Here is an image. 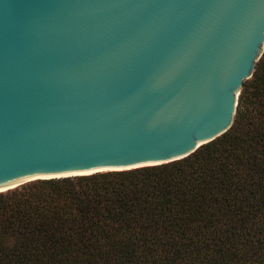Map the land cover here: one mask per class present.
I'll return each mask as SVG.
<instances>
[{"label": "water", "instance_id": "water-1", "mask_svg": "<svg viewBox=\"0 0 264 264\" xmlns=\"http://www.w3.org/2000/svg\"><path fill=\"white\" fill-rule=\"evenodd\" d=\"M263 53L264 0H0V187L189 156Z\"/></svg>", "mask_w": 264, "mask_h": 264}, {"label": "trees", "instance_id": "trees-1", "mask_svg": "<svg viewBox=\"0 0 264 264\" xmlns=\"http://www.w3.org/2000/svg\"><path fill=\"white\" fill-rule=\"evenodd\" d=\"M0 264H264V53L189 156L0 192Z\"/></svg>", "mask_w": 264, "mask_h": 264}, {"label": "bare ground", "instance_id": "bare-ground-1", "mask_svg": "<svg viewBox=\"0 0 264 264\" xmlns=\"http://www.w3.org/2000/svg\"><path fill=\"white\" fill-rule=\"evenodd\" d=\"M85 173H88V172H85ZM76 174H84V173L75 172V173H68V174H65V175H76ZM65 175H54L55 177L52 176V175H40V176H34V177L32 176L30 178L24 179L22 181H19L17 183L11 184V185L1 186L0 187V192H5L7 190L14 189V188H16V187H18V186H20V185H22L24 183L33 181L34 179H37V178H41V179H48V178H51V177L52 178H57V177L59 178V177L65 176ZM85 175H87V174H85Z\"/></svg>", "mask_w": 264, "mask_h": 264}, {"label": "rangeland", "instance_id": "rangeland-1", "mask_svg": "<svg viewBox=\"0 0 264 264\" xmlns=\"http://www.w3.org/2000/svg\"><path fill=\"white\" fill-rule=\"evenodd\" d=\"M243 90V89H242ZM242 92V91H241ZM25 184V183H24ZM23 185V184H22ZM8 191V190H7ZM6 192V191H5Z\"/></svg>", "mask_w": 264, "mask_h": 264}]
</instances>
